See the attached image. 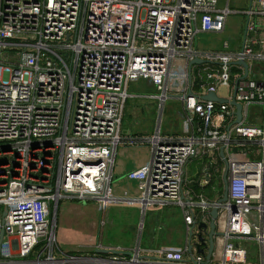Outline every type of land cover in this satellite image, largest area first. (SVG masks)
<instances>
[{"label":"built area","instance_id":"obj_1","mask_svg":"<svg viewBox=\"0 0 264 264\" xmlns=\"http://www.w3.org/2000/svg\"><path fill=\"white\" fill-rule=\"evenodd\" d=\"M229 2L0 0V264H248L249 243L264 264V0H249L240 44L197 47L199 34L224 32L236 13ZM240 60L247 77L238 81L244 69L233 63ZM140 81L159 113L168 100L179 101L182 129L162 134L159 118L138 141L149 149L147 161L129 170L120 188L114 169L124 144L121 120L129 85ZM231 81L236 89L219 96ZM207 93L240 104V122L232 124L231 105L203 101ZM253 148L261 160L246 159ZM221 150L226 201L184 189L186 164L211 152L221 160ZM69 201L92 202L102 212L134 207L142 216L135 243L112 247L89 238L61 252L56 218ZM173 206L181 211L183 246L142 247L146 213ZM213 208L217 219L225 215L220 260L214 238L205 263L209 230L197 227L208 225Z\"/></svg>","mask_w":264,"mask_h":264},{"label":"rangeland","instance_id":"obj_2","mask_svg":"<svg viewBox=\"0 0 264 264\" xmlns=\"http://www.w3.org/2000/svg\"><path fill=\"white\" fill-rule=\"evenodd\" d=\"M227 0H219V7H224ZM229 9L231 12H236L228 16L226 20L225 30L221 34H199L197 36V47L204 51H212L215 49H221L222 44L225 41H229V50L234 48L235 44L239 42L241 37L242 23L245 22V10L248 9L249 0H230ZM12 61L15 59L10 58ZM234 87V81H231L228 87H219L217 94L221 97H228ZM128 93H134L136 96L128 100L125 105L124 113L122 116V125L120 127V135L136 134L134 139L145 140L154 132V128L158 126L157 121L160 118L159 129L164 133L176 132L180 134L182 129L181 111L179 109L178 100H168L162 111L159 113L156 110V104L154 100L148 98V95L152 93L150 88H147L142 81L132 83L129 85ZM142 112V114H141ZM257 109H251L252 115L261 116L257 113ZM138 116L143 119L141 122L136 121ZM150 118L151 121H150ZM154 120V121H153ZM137 126V127H136ZM148 126L150 134L139 135ZM146 136V137H145ZM205 160L204 169L205 175L210 173L209 166H213L217 170L224 168L221 160L216 159V154L211 152ZM248 160H261L262 153L258 148H253L249 154ZM200 163V162H199ZM209 165V166H208ZM193 164H189L188 169H192ZM200 169V168H199ZM202 176V175H200ZM183 188L186 189V183L183 184ZM193 190L196 195H202L207 200H213L216 198V193L212 189H204L199 192V187L195 186ZM61 203L64 204L62 201ZM72 205L80 206L75 211L63 210L57 214V231L56 239L58 247L61 252L71 251V249L78 247L80 244L88 242L89 238H94L95 241L102 242L104 246H122L131 247L137 238L136 227L142 219L141 214L134 207H125L122 205H112L105 212L96 209V205L92 202H78L69 201L67 206ZM64 209V208H63ZM72 210V208H70ZM168 218V214H170ZM225 215L222 214L216 221V232L222 233L224 227ZM102 222L104 224L102 225ZM144 222L146 228L142 234V247L146 249L157 248L161 245H175L183 246L185 239V232L182 223V215L180 209L176 207H168L160 213L148 212L144 216ZM162 224L161 231L157 230V227ZM171 230V232L169 231ZM169 239L171 243L169 244ZM221 242L220 237H215V261L220 260V249L218 245ZM250 261L248 264H258L259 255L258 248L254 243H249ZM101 255V254H98ZM60 255L58 251L55 253V257Z\"/></svg>","mask_w":264,"mask_h":264},{"label":"crops","instance_id":"obj_3","mask_svg":"<svg viewBox=\"0 0 264 264\" xmlns=\"http://www.w3.org/2000/svg\"><path fill=\"white\" fill-rule=\"evenodd\" d=\"M244 25H245V22L242 23L243 28L241 29L242 31H241V37L239 38V44L242 42L243 33H244ZM237 44H238V42H237ZM219 50L215 49L212 51H219ZM173 94L176 95V93H173ZM129 95H130V97L127 99L126 104L128 103V100H130L131 98H134V96H136L134 93H129ZM179 109H180V111H182L181 106L179 107ZM141 114H142V112H141ZM142 117H141V120L143 121ZM151 119L152 118H150V121H151ZM141 120H140V117L138 116L136 121L141 122ZM121 125H122V122H121ZM144 129L145 130H143V132L139 135H146L147 136L148 134H150L148 126H146ZM172 134H177V133L172 132ZM120 136L124 140V144L119 146L116 150L115 169L114 170L116 172L117 177L120 179L118 182V186L120 188H123L125 186V183L122 180L123 176L129 170H131V169L143 164L145 161H147V159L149 157V149H148L147 145L138 144L141 140L133 138V136H136V134H134V135L133 134H125V135H120ZM130 141H132V142L130 143ZM207 156L208 155H206L202 158H199V159L192 160L186 164L185 169H184V183H186L187 189L188 188L189 189L190 188L195 189L194 187L198 186L200 189L199 192L206 189V188L212 189L216 193V198L213 200H207L206 198L205 199L207 201H217L221 197V195L219 194V190H220V187L222 186V173H223L224 168L219 171V170L215 169L213 166L208 165L210 168L209 169L210 173L207 172V175H205V171L207 169H204V168H205V166H207V164H205L206 159H204V158H206ZM189 164H193L192 169H188ZM200 175H202V176H200ZM205 181H207L206 185H205ZM191 191L194 192L193 190H191ZM65 206L66 207L64 210H69L70 208L76 207L75 205H72L71 207H69L67 205H65Z\"/></svg>","mask_w":264,"mask_h":264},{"label":"water","instance_id":"obj_4","mask_svg":"<svg viewBox=\"0 0 264 264\" xmlns=\"http://www.w3.org/2000/svg\"><path fill=\"white\" fill-rule=\"evenodd\" d=\"M251 3L249 2V6L248 8H250ZM245 36V30L243 33V41H244V37ZM194 64H200L201 61L197 60L193 62ZM234 65H240L243 67L244 69V75L238 79L239 80H244L247 77V63L245 61H237L235 63H233ZM188 79L189 82L191 80L190 74H188ZM238 81L235 82L234 84V90L236 89L237 83ZM190 94V92H188V95ZM201 99L203 101H211V102H216V103H226L231 105L232 107H234L235 112H234V116H235V120L232 122V124H238L241 120V105L236 103L234 100L232 101H227L224 99H220L218 98L214 93H207L206 95L202 96ZM219 158L221 159L224 169H223V173H222V194H221V198L217 200V203H222L225 202L227 199V190H228V167H227V163L226 160L223 156L222 150L219 153ZM56 206H54V210H53V215H56V211H55ZM5 213V212H4ZM208 216L210 217L209 223L208 225H206L205 223H201L198 225V230H209L208 231V249H207V253L205 255V263H208L210 258H211V254L213 252V248H214V238L221 235L219 233L216 232V223L215 221L217 220V209L213 208L209 211ZM192 234L189 233V237L191 238ZM197 241L199 242L198 244H196V248H197V253L203 255L204 251L202 249H200V244H203V237L201 235L198 236ZM190 247V246H189Z\"/></svg>","mask_w":264,"mask_h":264},{"label":"trees","instance_id":"obj_5","mask_svg":"<svg viewBox=\"0 0 264 264\" xmlns=\"http://www.w3.org/2000/svg\"><path fill=\"white\" fill-rule=\"evenodd\" d=\"M219 194H222V186L220 187Z\"/></svg>","mask_w":264,"mask_h":264}]
</instances>
